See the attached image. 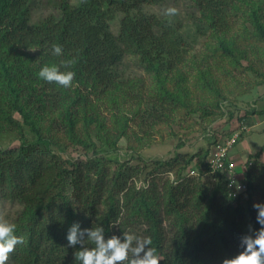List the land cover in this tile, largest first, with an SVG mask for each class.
Listing matches in <instances>:
<instances>
[{
    "label": "trees",
    "instance_id": "1",
    "mask_svg": "<svg viewBox=\"0 0 264 264\" xmlns=\"http://www.w3.org/2000/svg\"><path fill=\"white\" fill-rule=\"evenodd\" d=\"M162 1L59 0L58 15L32 22L31 0H0V130L10 127L21 133L26 128L31 136L27 140L22 134L13 148L0 147V197L21 205L12 223L23 237L6 264H79L74 253L82 245L71 247L66 239L74 222L81 229L102 226L106 238L116 234V222L129 224L138 237L152 239L160 264H221L238 252L249 225L260 227L253 200L259 192L264 202V184L251 177L264 170L256 160L264 144L248 156L246 189L231 196L225 173H209L207 146L157 159L144 175L146 187L137 189L121 167H106V161L122 164L117 152L107 154L116 150L112 140L100 149L91 141V132L103 130L114 140L126 136L129 112L142 122L153 120L149 128L171 119L177 109L194 112L180 76L184 73L178 70L193 59L189 36L179 21L143 8ZM191 2L189 20L195 35L205 38L194 54L203 81L197 88L214 90L216 86H208L211 67L203 68L204 61L210 57L229 68L241 66V59L254 52L252 35L264 38V0ZM119 14L114 32L111 21ZM53 44L62 46V55L52 54ZM126 55L135 56L149 74L146 90L140 80L119 75L117 65ZM62 61L72 63L65 67ZM44 65L75 72L72 86L39 78ZM219 101L211 104L223 113ZM103 110L112 111L108 121L113 127ZM212 114L206 106L200 112L209 116L207 121ZM183 146L180 140L177 147ZM69 147L84 158L70 155ZM166 172L173 182L159 174ZM94 246L85 239L84 247Z\"/></svg>",
    "mask_w": 264,
    "mask_h": 264
},
{
    "label": "rangeland",
    "instance_id": "2",
    "mask_svg": "<svg viewBox=\"0 0 264 264\" xmlns=\"http://www.w3.org/2000/svg\"><path fill=\"white\" fill-rule=\"evenodd\" d=\"M69 1L74 3L76 0ZM58 2L59 0H31V21H39L49 14L58 15ZM169 7L177 8V14L173 16L166 15L165 9ZM143 8L147 12L156 14L157 16L172 17L179 21L183 27V33L189 36L187 38L192 46L191 56L193 59L187 58V62L181 64L178 70L184 73L180 76L183 80L182 82L188 87V99L194 107V112L187 110L180 112L181 109H177L171 119L167 118L168 120L165 122L152 125V128H149V125L153 120L143 119L142 122V119L138 115L135 116L129 112L130 122L127 127V135L120 136L116 140L105 130L95 133L91 132V141L95 143L98 149L108 147L107 145L111 140L114 143L116 150H109L107 154L113 155V153L116 154L117 152L119 163L122 164L118 165V161L114 162L113 160L106 161V167H109L110 170L121 167L119 169L125 173L124 175H131L127 177V182L130 185L134 183L137 189H141L147 185V182L143 180L144 175L156 167L153 164L154 161L160 158L166 159L171 157L176 151L192 154L205 149L206 146L210 151L213 144L229 137L227 135L230 131L234 133L240 130L241 125H245V122L240 123V119L244 117L246 125L249 128L240 131L239 140L229 150V156L235 161V171L238 173V178L243 180L246 169L245 165L250 162L248 161L250 152L256 151L264 144V38L258 39L257 35H252L255 39L253 41L254 52L246 58L241 59V66L239 67L231 66L229 68L225 61H215L210 57L206 59L205 63H203V68L211 67L209 68L211 69L209 76L207 75L208 86H216V88L214 90L207 87L197 88V85L203 83V81L200 78V72L197 71V65L200 60L194 58V54L199 53L205 38L195 35L193 26L189 20L188 12L194 10L191 0H163L161 3L145 5ZM120 16L119 14V16H116L111 21V28L114 32L116 31ZM240 25L241 21L236 24V27ZM225 69L228 71L226 72ZM117 70L122 78L140 80L143 90H146V86L151 82L149 74L139 66L135 56H124L117 65ZM216 100H220L223 113H219L218 109L211 104ZM204 106L213 110L214 114L210 115L211 121H207L209 116L205 118L200 115L201 109ZM126 107H124L125 112L127 111ZM195 107L197 110H195ZM103 111L106 113V123L113 127L112 122L108 121L112 111ZM6 128L0 130V147L13 148L19 145L22 134H24L27 140L31 138L26 128H22L21 133L16 128ZM144 129L148 133H145ZM59 135H63L62 132H59ZM99 137H102V140ZM180 140L184 142V146L178 148L177 143ZM67 151L72 156L84 158V156L78 155L72 147L67 148ZM237 152L241 154V159L239 160H237L236 156H233ZM99 157H101V154ZM256 160L259 163H264V151H262ZM259 169L261 167L256 166V170ZM159 170L162 169L159 168ZM259 172H256L257 176L253 175L251 179L258 184H264V170ZM159 174L167 176L173 182V178L169 173ZM259 187L262 188L263 185L261 184ZM245 195L246 193L244 192L241 196L244 198ZM260 196L261 194L257 192L253 201H263ZM20 210L21 205L17 201L0 197V219L12 223ZM113 231L116 235L127 232L137 236V229L125 223L116 222Z\"/></svg>",
    "mask_w": 264,
    "mask_h": 264
},
{
    "label": "clouds",
    "instance_id": "3",
    "mask_svg": "<svg viewBox=\"0 0 264 264\" xmlns=\"http://www.w3.org/2000/svg\"><path fill=\"white\" fill-rule=\"evenodd\" d=\"M177 12L175 7L165 9L168 16ZM51 52L60 56L63 48L59 44H53ZM71 63L72 61H62L65 67ZM38 76L47 82H55L68 88L72 86L75 72L61 71L56 65H44ZM253 208L257 210L256 221L260 227L255 229L249 225L248 233L239 239L238 252L234 256L223 258L221 264H264V202H254ZM66 239L71 247L82 245L74 253V260L79 261V264H160L156 249L151 247L150 237L141 238L123 232L122 235L113 234L106 238L102 226L81 229L79 222H74L67 230ZM85 239L92 241L95 246L84 247ZM22 243L23 237L16 235V225L0 219V264H6L9 254Z\"/></svg>",
    "mask_w": 264,
    "mask_h": 264
},
{
    "label": "built area",
    "instance_id": "4",
    "mask_svg": "<svg viewBox=\"0 0 264 264\" xmlns=\"http://www.w3.org/2000/svg\"><path fill=\"white\" fill-rule=\"evenodd\" d=\"M248 128L246 124H242L240 130L237 132L235 131L229 137L222 139V141L213 144L207 156L209 173L215 171H222L225 173L226 186L229 191L228 194L231 196H237L240 192L244 191L246 189V184L242 179L238 178V173L235 171V161L229 156V150L238 139L241 133L240 131ZM189 174L196 175V172L190 170Z\"/></svg>",
    "mask_w": 264,
    "mask_h": 264
},
{
    "label": "crops",
    "instance_id": "5",
    "mask_svg": "<svg viewBox=\"0 0 264 264\" xmlns=\"http://www.w3.org/2000/svg\"><path fill=\"white\" fill-rule=\"evenodd\" d=\"M251 153V152H250ZM233 156L237 157V160L241 159V154L237 152V154H233ZM238 167V166H237ZM240 174V172H239Z\"/></svg>",
    "mask_w": 264,
    "mask_h": 264
}]
</instances>
